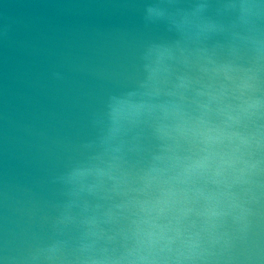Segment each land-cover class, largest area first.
Returning <instances> with one entry per match:
<instances>
[{
  "label": "clouds",
  "instance_id": "clouds-1",
  "mask_svg": "<svg viewBox=\"0 0 264 264\" xmlns=\"http://www.w3.org/2000/svg\"><path fill=\"white\" fill-rule=\"evenodd\" d=\"M143 24L165 37L32 144L0 264H264V0H158Z\"/></svg>",
  "mask_w": 264,
  "mask_h": 264
},
{
  "label": "water",
  "instance_id": "water-1",
  "mask_svg": "<svg viewBox=\"0 0 264 264\" xmlns=\"http://www.w3.org/2000/svg\"><path fill=\"white\" fill-rule=\"evenodd\" d=\"M157 2L0 0V27L11 32L0 38V224L5 191H39L32 144L86 117L101 77L121 71L125 43L165 37L163 26L143 24Z\"/></svg>",
  "mask_w": 264,
  "mask_h": 264
}]
</instances>
